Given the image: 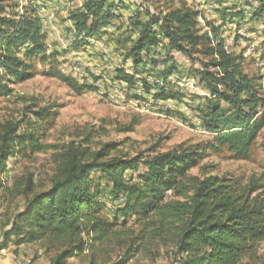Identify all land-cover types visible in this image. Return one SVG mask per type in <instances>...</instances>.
Segmentation results:
<instances>
[{
	"label": "trees",
	"instance_id": "trees-1",
	"mask_svg": "<svg viewBox=\"0 0 264 264\" xmlns=\"http://www.w3.org/2000/svg\"><path fill=\"white\" fill-rule=\"evenodd\" d=\"M4 2L0 0V93L9 91L2 82L29 78L32 61L47 51L39 20L7 10ZM243 2L244 8L251 11L250 18L261 21L264 28V0ZM220 6L221 2L216 14L221 25L245 18L246 11L237 4ZM115 8L107 0L84 3L69 16L77 37L87 40L96 35L115 16ZM143 10L145 19L140 21L141 11L137 8L127 25L128 32L122 33L123 40L116 38L117 44L123 45L137 33L123 61L131 60L133 70L141 67L155 78L153 82L142 79L143 94L151 95L154 101L181 100L183 93L168 80L172 75L177 74L178 79L184 75L177 71L173 53L200 60V68L189 71L186 78L196 75L209 92L196 108L202 127L215 134L219 143L209 146L218 150L228 145L237 156H245L262 106L257 78L245 73L223 40L214 37L218 27L207 21L210 31L198 29V18L204 17L201 11L186 5L158 12ZM198 55L206 59L195 57ZM115 74L130 85L135 83L134 75L124 68L118 67ZM53 75L69 85L78 84L57 71ZM95 88L79 84L76 90ZM31 112V117L0 123V174L8 158L48 148L42 142L48 108ZM113 148L114 144H104L91 152L81 143L66 145L49 188L33 192L31 179L27 181L23 193L31 196L3 226L0 251L9 244L20 246L43 240L60 248L52 264H65L92 241L113 240L125 244L115 263L125 264L141 245L172 237V264H246L258 260L264 241V197L255 193V186L242 187L235 179L213 171L190 173L201 156L198 146L160 152L152 149L148 156L110 155ZM104 197L113 205L111 220L100 215Z\"/></svg>",
	"mask_w": 264,
	"mask_h": 264
},
{
	"label": "rangeland",
	"instance_id": "rangeland-1",
	"mask_svg": "<svg viewBox=\"0 0 264 264\" xmlns=\"http://www.w3.org/2000/svg\"><path fill=\"white\" fill-rule=\"evenodd\" d=\"M87 1L4 2L7 10H15L25 18L39 20L42 15L48 27L44 32L47 51L32 61L31 76L23 81L2 82L9 91L0 93V123L31 117V111L42 108H48L50 114L44 119L47 131L42 139L48 148L8 158L0 174L4 184V189L0 190V236L5 223L31 196L29 194L27 197L23 193L27 181L31 179L33 192L49 188L60 156L69 143H81L91 152L100 150L104 144H114V148L109 151L110 155L129 156L140 153L148 156L152 149L160 152L177 147L198 146L201 156L190 168V173L213 171V174L235 179L242 187L255 186V193L264 197V28L261 21L250 18L251 11L244 8L243 0H107L116 7L113 9L115 16L111 17L107 26L92 36L97 38L98 43H90L91 37L87 40L81 39L82 36L77 37L66 26L69 16ZM220 2V7L239 5L240 9L246 11L245 18L221 25L219 15L216 14ZM181 5L202 12L204 17L197 20L201 32L211 30L207 21L218 27L214 37L223 40L227 51L237 57L245 73L257 78L262 106L256 115L254 138L245 156H237L228 145H221L215 150L209 145H219L215 140L216 135L202 132L204 128L196 116V108L203 103L202 97L209 96V92L198 82L196 75L186 78L189 71L194 72L200 68V60L192 61L173 53L176 69L184 75L182 79H178L177 74L168 78L175 82V89L183 93L181 100H170L171 108L164 104L167 100L154 101L151 95L143 94V90L139 94L136 84L142 79L153 82L155 78L141 67L137 71L133 70L131 60L123 61L137 35L129 34V40L123 45L117 44L116 38L123 40L121 36L128 32L127 25L131 23L130 19L137 8L141 11L140 21H143V9L158 12ZM195 57L206 59L202 55ZM74 66L82 69L89 78L93 77L91 75L99 76L96 77L99 79L94 90H76L82 83L76 79L77 74L72 70ZM118 67L134 75L135 83L128 84L131 90L126 99L119 97L121 89L115 74ZM54 71L72 81L76 80L78 84H67L59 76L53 75ZM189 84L193 85L191 91L188 90ZM131 174L135 176L137 172ZM102 200L105 206L100 215L111 220L113 205L106 197ZM130 225L132 220L128 222ZM124 249L125 244L121 246L113 240L92 241L86 250L67 259L65 264H115ZM59 251L58 246L49 245L43 240L20 246L9 244L0 251V264H52ZM172 251V237L158 239L141 245L125 264H172ZM263 262L264 241L260 244L258 260L246 264Z\"/></svg>",
	"mask_w": 264,
	"mask_h": 264
},
{
	"label": "built area",
	"instance_id": "built-area-1",
	"mask_svg": "<svg viewBox=\"0 0 264 264\" xmlns=\"http://www.w3.org/2000/svg\"><path fill=\"white\" fill-rule=\"evenodd\" d=\"M66 11H67V9H65V12ZM42 17H43L42 15H40V17H39V27H40L41 32L44 33L48 26H47L46 21ZM66 26L73 32V34H76L74 22L70 18H68ZM136 35H137V33H136ZM74 38H76V37H74ZM89 42L90 43H98V40H97L96 37H91L89 39ZM72 70L75 71V73L77 74V78L76 79H77L78 82H80L82 84L93 85V86L97 87V81H98L99 78H95V77H99L98 75H95V76L91 75L93 77L89 78L88 76L85 75L84 71L82 69H80L79 67H75L74 66V67H72ZM190 81H193V80L191 79ZM118 85H119V87L121 89L119 97L123 98V99H126L127 94H130V90H131L129 88L130 86L124 80H119ZM136 85H137V91L140 94L141 91H142V84H141V82H138ZM186 86H188L187 82H186ZM189 86L190 87L188 88V90L191 91L192 88H193V85L189 84ZM164 104L167 105L168 108H171L172 101L167 100L166 102H164ZM202 132L206 133L207 131L205 129H203Z\"/></svg>",
	"mask_w": 264,
	"mask_h": 264
}]
</instances>
